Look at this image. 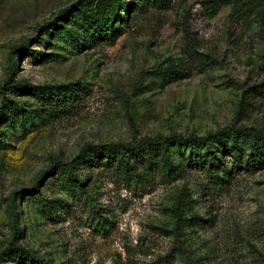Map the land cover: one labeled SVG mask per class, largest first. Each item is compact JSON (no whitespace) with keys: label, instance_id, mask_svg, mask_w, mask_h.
Masks as SVG:
<instances>
[{"label":"rangeland","instance_id":"obj_1","mask_svg":"<svg viewBox=\"0 0 264 264\" xmlns=\"http://www.w3.org/2000/svg\"><path fill=\"white\" fill-rule=\"evenodd\" d=\"M209 1L122 0L126 22L109 42L74 24V36L54 31L77 0H0V85L76 89L65 109L0 96V264H31L10 245L39 264H264V167L214 174L178 152V176L160 162L124 174L85 152L264 131V93L253 89L264 81V19L230 6L213 15ZM181 62L185 79L159 76ZM77 157L74 182L61 165Z\"/></svg>","mask_w":264,"mask_h":264},{"label":"trees","instance_id":"obj_2","mask_svg":"<svg viewBox=\"0 0 264 264\" xmlns=\"http://www.w3.org/2000/svg\"><path fill=\"white\" fill-rule=\"evenodd\" d=\"M155 1L160 5L169 3V0ZM262 1L263 4L260 6ZM121 4L122 0H77L76 4L59 13L62 25H50H54V31L59 32L58 34L64 30L74 36L73 31L67 30L65 27V25L74 24L78 27L79 32L88 34L93 41L113 42L121 31V24L126 22L127 15L126 17L120 16L123 9ZM223 6H230L231 13L239 18L246 17V13L253 12L264 19V0L209 1V8L213 15ZM125 10L127 13L130 12L131 6L126 7ZM23 48L27 49L28 45ZM198 62L202 64L205 61L198 58ZM186 73L187 69L181 62L177 64L176 69L173 70L170 67L161 72L159 76L166 77L173 82L185 79L188 76ZM253 89L259 95H263L264 81L258 87L254 86ZM8 92L27 93L41 101L53 99L57 106H61V109L70 106L76 95V89L70 86H32L25 83H14L11 80L0 85V96L3 100ZM11 106L13 111L23 112V107L19 104L12 103ZM4 120H9V116L3 102L0 106V122ZM85 152L89 154L90 159L97 161V165L103 162L109 163L118 167L124 174L132 173L137 167H153L160 162L162 165L169 166V173L178 176L179 166L172 164V159L178 152L190 154L188 163L204 168L209 173L217 174L222 170L249 171L264 167V131L225 128L221 132L207 137L143 139L133 144L89 146ZM83 161L84 158L77 157L71 163L61 165V168L65 175L75 182L77 181L76 166ZM227 162L230 163L231 169L227 167ZM11 251L26 258L31 264H39V261L24 248L10 245L7 252Z\"/></svg>","mask_w":264,"mask_h":264}]
</instances>
